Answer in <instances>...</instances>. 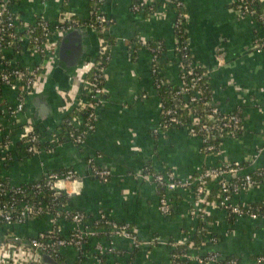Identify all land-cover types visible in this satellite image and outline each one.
<instances>
[{
	"label": "crops",
	"instance_id": "0c3cea01",
	"mask_svg": "<svg viewBox=\"0 0 264 264\" xmlns=\"http://www.w3.org/2000/svg\"><path fill=\"white\" fill-rule=\"evenodd\" d=\"M134 1L148 2L153 12H133ZM181 1L194 63L208 72L211 99L219 111L242 115V133L237 139L225 137L215 156L205 154L201 140L185 130L155 133L162 120L161 98L151 74L152 56L139 42L163 47L162 77L171 89L179 87L180 59L174 53L175 8L169 0H101L98 10L110 20L104 37L111 46L104 71V94L95 110L93 130L82 145L68 142L49 149L45 145L37 156H30L19 144L14 145L9 160L0 167V179L14 186L39 182L48 173L72 171L79 182L66 185L63 191L68 198V210L90 217L89 224L103 213L108 220L129 226L139 242L135 247L130 240L109 238L100 229L86 240L81 251L72 247L60 249L64 264H179L180 260L173 262L172 253L180 248L189 257L184 264H197L193 257L210 253L222 260L235 258L241 264H254L256 258L264 257V220L244 218L228 222L227 213L216 204V181L209 182L211 194L207 205L196 203L194 189L169 193L171 212L164 216L159 211L161 189L139 178L147 170L153 174L170 171L181 180H191L203 170L243 164L264 147V50H252L263 28L255 17L239 16L232 9L231 0ZM259 3L264 9V0ZM92 7L91 0H20L14 13L24 24L41 19L54 25L62 12L85 22ZM97 41L95 34L84 41L85 58L90 61L85 64L98 61ZM20 61L27 67L35 64L30 57ZM78 72L69 77L61 71L51 76L49 73L44 89L51 95L46 104L53 114L51 124L56 127L40 131L43 138L61 129L67 116L65 102L74 97L80 99L84 94L85 76ZM59 90L69 91L58 92L59 97ZM4 96L5 101L15 99L9 90ZM32 97L28 99L25 119L39 128L38 121L44 118L32 117ZM34 109L39 112L40 104ZM91 166L107 170V182L94 177ZM248 168L250 173L263 170L264 153ZM262 180L252 190L237 194L234 204L264 207ZM201 214L205 215L204 220L199 218ZM5 229L9 236L26 242L49 231L51 226L47 217H41ZM74 231L76 226L72 223L60 224L61 237L67 238ZM3 235L0 232V238ZM153 239L158 242L146 247L145 243ZM98 247L105 252L104 257H99Z\"/></svg>",
	"mask_w": 264,
	"mask_h": 264
},
{
	"label": "built area",
	"instance_id": "2783aa9c",
	"mask_svg": "<svg viewBox=\"0 0 264 264\" xmlns=\"http://www.w3.org/2000/svg\"><path fill=\"white\" fill-rule=\"evenodd\" d=\"M19 1L0 0V167L9 160L10 149L14 145L19 144L27 154L37 156L45 145L48 146L47 149L62 146L68 142L74 145H82L87 134L94 128L95 110L100 105L101 97L104 94L105 70H102L101 78L93 77L91 82L87 81L86 76L91 69L99 65L97 62L90 65L84 64L85 67L81 66V69L77 70L79 75L85 76L83 81L85 92L84 94L82 92L80 99L74 97L65 102L64 109L67 116L75 110L86 114L85 120L77 116H66L62 120V123L64 122L67 127L73 128L78 133L77 135L64 132L61 123L59 132L45 139L39 128L31 120L25 119L28 99L44 90V84L54 62L55 48L61 37L74 29L89 27L99 37V53L104 55L110 52L104 37L110 20L99 10L91 12L89 22H87L88 20L80 22L74 19L70 13L62 12L58 22L54 25H49L41 19L29 25L22 23L14 13V7ZM256 1L259 2L260 0H231V6L239 16L255 17L260 23L263 32L256 37L252 47L253 51L259 52L264 50V12L258 14L255 6ZM169 2L173 4L176 11L174 53L180 59L181 80V85L178 87L180 90L177 92L173 90L171 94L177 99V103L179 102V107L186 110L190 121L183 124L177 117L176 111L165 108L161 103L162 120L155 133L174 129L185 130L189 135L201 140L202 150L205 154L215 156L219 148H216L211 141L217 136H219L220 141H223L225 137L237 139L242 133V115L239 112L230 115L222 114L212 99L206 98L201 83L207 79L208 72L194 63L188 46V38L182 42L178 35V33L180 34L179 30L186 27L187 16L184 4L181 0H169ZM147 7L148 2L140 1L132 6V10L142 13ZM151 12L153 11L151 10ZM139 43L152 56L151 74L155 89L158 91L162 87H169L160 70V49L147 47L146 42ZM22 57H30L35 64L32 67L22 65L20 61ZM7 90L14 93V101L4 100V93ZM198 103L202 104L201 109H193V106ZM263 153L264 147L243 164L225 165L203 170L191 180H181L170 171L163 174L143 171L139 178L155 184L163 191L159 198V211L164 216H169L171 212L169 193L177 190L194 189L196 203L199 206L207 205V198L211 194L209 182L216 181L218 189L216 204L226 213L232 214L235 217L234 221L244 218L264 220V214L258 209L239 206L233 202L237 194L248 192L257 186L252 175L257 178H264V169L256 173L248 171V166L256 163ZM90 168L94 177L103 183L107 182L110 177L107 170H99L93 166ZM78 182V177L72 171H67L61 175L54 172L48 173L41 181L28 183L27 188L22 187V185H10L0 179V228L23 225L29 220L41 217H47L51 226L49 231L39 233L31 239L29 247H25L24 242L22 245L0 243V264H40V255H48L54 259L53 256L57 257L58 251L65 247H72L81 251L86 240L99 232L95 228L102 225L106 229L101 230V232L106 233L109 238H124L138 247V239L129 226L116 224L108 220L103 213H99L92 220L94 222L91 221L92 224H89L85 221L84 214L80 212L71 214L72 212L68 210L67 206L58 207L55 204L56 198L52 199V204L43 201L44 193L51 192L59 196L66 190V185L78 184ZM28 195L35 198V204H31L27 200ZM204 216L201 214L199 218L202 217L204 220ZM62 222L72 223L76 226V231L67 238L60 236L59 231ZM154 242L157 243V239H153L147 244L151 246V244H155ZM97 253L99 257L105 256V252L99 247ZM172 258L183 262L189 260L188 255L185 254L175 255ZM193 260L197 264H241L237 259L222 260L215 253H210L204 257L195 256ZM254 264H264V257L256 258Z\"/></svg>",
	"mask_w": 264,
	"mask_h": 264
},
{
	"label": "trees",
	"instance_id": "16d2710c",
	"mask_svg": "<svg viewBox=\"0 0 264 264\" xmlns=\"http://www.w3.org/2000/svg\"><path fill=\"white\" fill-rule=\"evenodd\" d=\"M101 1V0H100ZM99 1L98 0H91V5H93V7L91 8V12L93 13L94 11H96V10H98V6H99ZM134 3L135 4H133V5H136V4H138L139 2H136V1H134ZM255 6H256V8H257V10H258V14H260V13H262V12H264V9H263V7L261 6V4L258 2V1H256L255 2ZM149 10L151 11V10H153L151 7H147L146 9H145V12L148 14L149 13ZM93 17L91 16V19H92ZM90 20H88L87 22H89ZM86 22V21H85ZM179 32H180V34L178 33V35H179V37H180V40L183 42V41H185V40H187V34H186V30L185 29H180L179 30ZM106 44H107V46H108V49L110 50V42H107L106 41ZM146 46L147 47H153V48H159L160 49V51H161V53H162V51H163V47L161 46V45H156V46H154V45H152V44H146ZM108 57H109V53H106V54H100V56H99V59H98V61H97V63H99V65L97 66V67H94L93 69H91L90 70V72H89V74L86 76L87 77V81L88 82H91L92 81V79H93V77H98V78H101L102 77V70L104 69H106V66H107V63H108ZM201 86H202V89L204 90V93H205V96H206V98L209 100V99H211V94H210V91H209V87H208V83H207V79H205L202 83H201ZM173 90H174V92H177V91H179L180 89L178 88V87H176V88H174V89H172L171 90V88L170 87H162L161 89H159L157 92H158V94H159V96H160V98H161V103L165 106V108H171V109H173L174 111H176V115H177V117H179V119L181 120V122L183 123V124H185V123H189V121H190V118L188 117V115H187V112H186V110H184L182 107H179V104H178V106H177V99H175L173 96H172V92H173ZM179 99V98H178ZM175 101H176V103H175ZM179 103V102H178ZM201 106H202V104L201 103H198V104H196V105H194L193 106V109H197V110H200L201 109ZM178 107V108H177ZM72 116H77V117H79V118H81V119H83V120H85L86 119V114L85 113H83V112H77V110H75V111H72L71 113H69V115L67 116V117H72ZM62 129H63V131L64 132H67V133H72V134H74V135H77L78 133L76 132V131H74V129L73 128H71V127H67L66 126V124L63 122L62 123ZM211 143L216 147V148H219V146H220V144H221V141L219 140V136H217L216 138H214L212 141H211ZM65 172H67V171H63V172H55L56 174H59V175H61V174H63V173H65ZM145 172L146 173H151L150 171H147V170H145ZM252 179H254V181H256V184L257 185H259L260 183H262V178H257L256 176H254V175H252ZM29 186V184H22V187H25V188H27ZM24 189V188H23ZM159 194H163V191L162 190H159ZM54 198H56V201H55V204L58 206V207H60V206H67L68 205V198L65 196V195H63V194H61V195H59V196H56V194L55 193H51V192H47V193H44V198H43V201L44 202H46V203H50V204H52V199H54ZM27 200L31 203V204H35L34 202H36L35 201V198H33V196H31V195H28L27 196ZM250 208H253V209H258L262 214H264V207L263 206H261V205H251V206H249ZM75 213H77V212H72L71 214H75ZM227 215H228V222H230V223H233L234 222V220H235V217L232 215V214H230V213H228L227 212ZM65 217V216H64ZM63 217V218H64ZM84 217L86 218V220L85 221H87L88 219H90V217H87L86 215H84ZM67 222H69V221H67ZM94 221H92V223H93ZM84 223H86V222H84ZM91 223V224H92ZM93 227V225L91 226V228ZM100 229H102V230H104V229H106L105 228V226H99V227H97V228H95V230H97V231H100ZM2 234H5V235H9L10 233L8 232V230H6V229H2ZM29 241L30 240H28V241H26V242H24L23 244H24V246L25 247H29ZM196 244H198V243H196ZM193 246H196L194 243L192 244ZM182 251V248H180V249H178V250H176V251H174L173 253H172V257L173 256H175V255H177V256H179V254H183L184 252H181ZM58 253H59V251H58ZM54 257V259L59 263V264H64V261H63V259L60 257V255L58 254L57 255V257H55V256H53ZM173 259V258H172ZM233 259H235V258H233ZM173 262L174 263H178L179 262V264H184V262L183 263H181L180 261H178L177 262V260H174L173 259Z\"/></svg>",
	"mask_w": 264,
	"mask_h": 264
},
{
	"label": "water",
	"instance_id": "95a60500",
	"mask_svg": "<svg viewBox=\"0 0 264 264\" xmlns=\"http://www.w3.org/2000/svg\"><path fill=\"white\" fill-rule=\"evenodd\" d=\"M90 34H95L89 27H81L74 29L65 33L59 42L56 45L54 52V62L52 65V69L50 72V76L53 74H58L60 71L64 72L66 76L70 75L72 72H77L76 70L81 67L85 63H89L90 61L85 58L86 48L84 47V41ZM96 35V34H95ZM97 54H99V42L97 41ZM69 77V76H68ZM67 77V80H68ZM71 81V79H70ZM67 91H56V94L60 97L61 92ZM59 92V93H58ZM51 95L47 92V90H43L41 93L34 95L31 99V107L36 108L40 104L39 112L33 108L32 117L36 118L38 115L41 118H44V121H38V126L41 132H45L47 128H50L52 131L55 129L54 123L51 124L53 114L51 109L46 104V100ZM42 106V107H41ZM36 114V115H35ZM36 126V125H35ZM2 229L0 228V232L2 233ZM0 243L4 244H14V245H22V241L16 237H9L7 235H3L0 238ZM149 243V242H147ZM145 243L146 247H150L149 244ZM40 264H59L55 259L48 255H40Z\"/></svg>",
	"mask_w": 264,
	"mask_h": 264
},
{
	"label": "rangeland",
	"instance_id": "374dc122",
	"mask_svg": "<svg viewBox=\"0 0 264 264\" xmlns=\"http://www.w3.org/2000/svg\"><path fill=\"white\" fill-rule=\"evenodd\" d=\"M155 244H156V242H154ZM154 245V244H153ZM152 244H151V246H153Z\"/></svg>",
	"mask_w": 264,
	"mask_h": 264
}]
</instances>
